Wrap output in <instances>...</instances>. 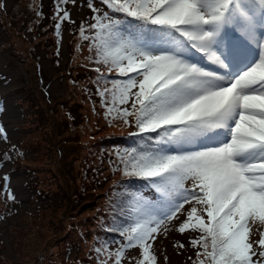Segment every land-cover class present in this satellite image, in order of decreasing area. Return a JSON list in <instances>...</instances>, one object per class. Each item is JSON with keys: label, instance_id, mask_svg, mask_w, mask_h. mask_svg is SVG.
Listing matches in <instances>:
<instances>
[{"label": "snow or ice", "instance_id": "1", "mask_svg": "<svg viewBox=\"0 0 264 264\" xmlns=\"http://www.w3.org/2000/svg\"><path fill=\"white\" fill-rule=\"evenodd\" d=\"M104 2L139 22L134 32L99 19L91 26L96 30L97 62L111 63L119 76L127 77L113 81V106L132 99V111L120 110L124 122L134 115L140 133L155 132L159 143L172 149L133 151L124 174L148 181L164 195L180 190L182 202L174 205L168 220L184 203L204 206L207 221L192 207L178 228L181 234L189 229L201 233L190 241L203 249L198 257L210 264H259L264 260V232L257 254L249 242V222L264 224V31L254 59L229 38L243 19L249 31L241 39L249 42L256 21L247 11L248 0ZM252 2L264 16V0ZM67 18L65 12L61 19ZM260 27L264 29V22ZM190 48L204 53L218 70L199 66ZM225 68L233 70L223 72ZM113 110L108 108L109 113ZM185 181L192 182L191 189L184 188ZM162 223L138 221L130 229L126 247L142 250V264H155L148 241ZM123 255L124 250L116 254L115 264Z\"/></svg>", "mask_w": 264, "mask_h": 264}, {"label": "rangeland", "instance_id": "2", "mask_svg": "<svg viewBox=\"0 0 264 264\" xmlns=\"http://www.w3.org/2000/svg\"><path fill=\"white\" fill-rule=\"evenodd\" d=\"M66 5L68 18L56 30L60 18L55 15L52 0H0V214H5L0 217V264H86L88 244L80 237L94 229L90 222L100 230L105 222L102 216L108 217L113 209V191L108 184L93 190L91 177L101 167L98 147L102 139L107 141L109 135L123 129V124L100 120L102 110L88 112L79 125L72 123L78 115L75 105L85 100L78 87L85 85L86 79L72 81L68 67L72 77L76 76L74 63L85 55L87 47L73 52L78 39L72 32L85 30L87 17L93 18L95 2L67 0ZM254 19L256 28L247 44L236 36L247 21L241 19L236 31L229 32L232 41L248 49L249 59L259 53L257 41L264 31L260 27L262 13ZM192 59L206 70H218L209 58L204 62ZM100 68L99 74L104 66L100 64ZM99 74L90 79L98 82ZM86 111H90L87 104ZM99 171L97 178L107 173L103 168ZM2 182L13 197L8 204L1 198ZM191 187V181L184 182L185 189ZM83 188L91 191L90 195H100L94 207L74 201ZM178 191L168 195L154 189L143 192L156 209L155 222L163 221L148 241L156 264H192L202 250L190 243L200 238L199 231L189 229L181 234L178 228L192 207L207 221L203 205L184 203L175 218L166 219L174 205L182 202ZM155 222L151 226H156ZM249 228V242L258 254L261 249L257 242L264 224L250 221ZM75 244L83 245L84 254ZM116 246L112 241L108 249ZM141 253L139 247H133L122 264H137ZM253 260L258 261V255ZM259 262L264 264V260Z\"/></svg>", "mask_w": 264, "mask_h": 264}, {"label": "trees", "instance_id": "3", "mask_svg": "<svg viewBox=\"0 0 264 264\" xmlns=\"http://www.w3.org/2000/svg\"><path fill=\"white\" fill-rule=\"evenodd\" d=\"M66 1L67 0H52L55 15L60 18L55 23L56 30H59L57 29V25H59L60 28L61 23L65 21V19H61L64 13L66 12L68 15ZM90 1L95 2V6L92 8L93 18L90 19V17H87L86 25L84 26L85 30H81V33L79 30H74L72 32L73 37H77L78 39L76 44L73 46V52H76L77 50L81 51L85 48V46H87L85 48V55H82V58L78 59L76 64L74 63V66L76 67L75 70L77 72L76 76L72 77V71L68 67V75L72 78V81L77 82L86 79V84H81L78 87L80 88L82 96L84 95L85 100L82 103L78 102V104L75 105L76 114L78 115L73 117L72 123L74 125H79L84 121L85 114L88 115V112L98 113L102 110V115L99 117L100 120H104L106 122H114L115 120L120 121L123 124V129L109 135L107 141L102 139L101 144L98 147V149L101 150V167L98 168L97 172L94 173V176L91 177L94 178L92 180L93 190L100 189L104 187V185L108 184L107 187L109 190L113 191L115 195L113 209L110 211L108 217L106 214L102 216L103 221L105 222L102 224L99 223L100 230L98 228L96 230L94 223L90 222L91 224L89 226H93L94 229H89L86 233L81 235V240L86 241L88 244L86 252L83 250V245L81 246L79 244H75L74 247H76L78 252L81 250V254H84L85 252L86 254H84V257L88 256V261L93 262V264H115L117 258L116 254L118 252L124 250L125 255L127 251L133 248L126 247L128 245V235L130 234L131 227L135 226V223L138 221H150L152 225L155 220H157L155 207L152 206L150 201L146 199L145 195H143L145 190H156V188L151 186L149 182L144 179L124 174L125 163L128 161L129 154L133 151L136 153H146L158 147H163L168 151H172V149L167 144L159 143L160 136L157 133H140L139 129L136 127L134 115L128 116V122H124L125 118L120 115V110L128 109L129 111H132V99H130L126 104L121 105L117 103L113 106L112 91L110 90L114 91L113 81L119 82L127 79V77L119 76L117 71L112 69L111 63L104 64L97 62V49L94 46L95 41L93 39L96 35V30H94L91 26L96 24L98 19L103 23L116 22L119 25L120 31L127 30L131 32L136 31L135 25H138L139 22L133 18L126 17L123 13L116 12L108 8L104 0ZM247 11L251 15L256 16L259 12H261V9L258 3H253L252 0H248ZM109 17L112 19L109 20ZM248 31V25H244L236 31V34L238 38L242 40L241 36L248 33ZM252 35L253 32L249 35V37ZM189 54H191L192 58L199 59V62H204V60L208 59L206 55H200V53L195 49L190 48ZM202 56L203 58H201ZM69 61H72V58L69 59L67 63H69ZM100 64L104 66L101 74L97 73V69H99V71L101 70ZM96 74L101 76L98 77V82H94L90 79V76H95ZM130 75H135V73H131ZM137 90L138 89H132L133 93ZM102 93L103 95H101ZM86 104L89 106L90 111H86ZM110 107L114 108L111 113L108 111V108ZM68 111L71 112V109H68ZM102 168L106 170L107 173L102 174L99 178H97V176L100 175L99 169ZM88 172L89 171L86 168V177L88 176ZM1 184V198L3 201H11L13 197L10 193V189L7 188V185L4 182ZM99 184L100 187L98 186ZM89 192L91 191L83 188L82 191L77 193V199L75 198L76 200L74 201L82 203L84 207H94L95 201L100 197V195H94L93 192L90 195ZM151 206L154 207V209ZM3 215L5 214L1 213L0 217ZM102 225L106 226L102 227ZM112 241L115 242L117 246L109 250L108 245ZM202 251L203 249L200 252ZM124 255L120 259V264L124 263L122 262ZM140 256L141 257L139 258L137 264H142L143 254L141 253ZM200 260H204L205 264H210V262L203 256H196L192 261V264H199ZM89 262H86V264H90ZM259 264L263 263L259 262Z\"/></svg>", "mask_w": 264, "mask_h": 264}]
</instances>
